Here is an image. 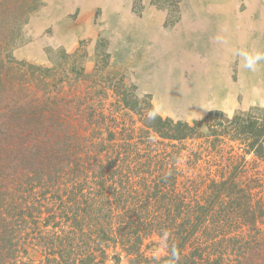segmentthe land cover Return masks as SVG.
Returning <instances> with one entry per match:
<instances>
[{"label": "trees", "instance_id": "16d2710c", "mask_svg": "<svg viewBox=\"0 0 264 264\" xmlns=\"http://www.w3.org/2000/svg\"><path fill=\"white\" fill-rule=\"evenodd\" d=\"M40 6L0 0V264H264V109L175 122L121 76L103 80L120 112L84 113L51 69L12 57ZM200 150L218 172L202 186L178 169ZM153 244L165 255L145 256Z\"/></svg>", "mask_w": 264, "mask_h": 264}, {"label": "rangeland", "instance_id": "374dc122", "mask_svg": "<svg viewBox=\"0 0 264 264\" xmlns=\"http://www.w3.org/2000/svg\"><path fill=\"white\" fill-rule=\"evenodd\" d=\"M173 1L177 5L168 18L167 10L152 0H41L21 28L12 57L51 69L52 86L62 85L64 95L81 97L87 114L95 110L108 117L119 111L103 80L121 76L140 96H150L157 114L175 122L202 121L213 112L231 117L251 107L264 109V44L258 35L264 26V0ZM231 33L234 42L248 40V46L207 43ZM71 66L83 71L75 81ZM199 152L198 161H181L178 169L195 171L202 186L218 172L206 151ZM253 171L264 182V163H256ZM142 252L161 257L166 249L153 244ZM113 257L126 264L121 254L106 264H116ZM26 259L37 262L40 255L29 253Z\"/></svg>", "mask_w": 264, "mask_h": 264}, {"label": "crops", "instance_id": "0c3cea01", "mask_svg": "<svg viewBox=\"0 0 264 264\" xmlns=\"http://www.w3.org/2000/svg\"><path fill=\"white\" fill-rule=\"evenodd\" d=\"M229 34V33H228ZM232 34V33H231ZM231 34L229 36H224V37H215V39H211L209 42H207L209 45H218L219 47H236L238 46L237 44H240L243 47H247L248 46V40L247 42H245V40H240V42H237V41H233V34L231 36ZM258 35H260L261 37V43L260 44H264V26L262 27V32H259ZM214 38V37H213ZM219 41H218V40ZM226 43V44H225Z\"/></svg>", "mask_w": 264, "mask_h": 264}, {"label": "water", "instance_id": "95a60500", "mask_svg": "<svg viewBox=\"0 0 264 264\" xmlns=\"http://www.w3.org/2000/svg\"><path fill=\"white\" fill-rule=\"evenodd\" d=\"M153 248L155 249V248H156V246H153ZM113 260H114V262H115L116 264H118V263H119V261H120V259H119V258H117V257H113Z\"/></svg>", "mask_w": 264, "mask_h": 264}, {"label": "bare ground", "instance_id": "6f19581e", "mask_svg": "<svg viewBox=\"0 0 264 264\" xmlns=\"http://www.w3.org/2000/svg\"><path fill=\"white\" fill-rule=\"evenodd\" d=\"M236 29V28H235ZM226 44V43H225ZM251 50V49H250ZM175 56V55H174ZM185 67V66H184ZM197 84V83H196Z\"/></svg>", "mask_w": 264, "mask_h": 264}]
</instances>
